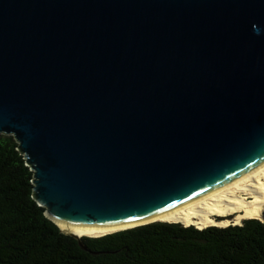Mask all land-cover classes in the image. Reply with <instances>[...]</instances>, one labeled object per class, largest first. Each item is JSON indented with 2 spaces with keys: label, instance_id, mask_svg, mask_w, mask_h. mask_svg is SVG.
Returning a JSON list of instances; mask_svg holds the SVG:
<instances>
[{
  "label": "water",
  "instance_id": "95a60500",
  "mask_svg": "<svg viewBox=\"0 0 264 264\" xmlns=\"http://www.w3.org/2000/svg\"><path fill=\"white\" fill-rule=\"evenodd\" d=\"M0 134L83 248L59 224L143 222L235 182L264 165V0H0Z\"/></svg>",
  "mask_w": 264,
  "mask_h": 264
},
{
  "label": "trees",
  "instance_id": "16d2710c",
  "mask_svg": "<svg viewBox=\"0 0 264 264\" xmlns=\"http://www.w3.org/2000/svg\"><path fill=\"white\" fill-rule=\"evenodd\" d=\"M32 172L0 134V264H264V221L197 229L153 222L78 240L32 198Z\"/></svg>",
  "mask_w": 264,
  "mask_h": 264
},
{
  "label": "bare ground",
  "instance_id": "6f19581e",
  "mask_svg": "<svg viewBox=\"0 0 264 264\" xmlns=\"http://www.w3.org/2000/svg\"><path fill=\"white\" fill-rule=\"evenodd\" d=\"M264 210V165L248 175L198 200L134 224L110 227H90L59 224V227L76 236L100 237L116 231L149 222L178 223L204 229L209 226L239 225L243 219L261 220ZM233 216L231 222L228 217ZM217 218V219H216Z\"/></svg>",
  "mask_w": 264,
  "mask_h": 264
},
{
  "label": "rangeland",
  "instance_id": "374dc122",
  "mask_svg": "<svg viewBox=\"0 0 264 264\" xmlns=\"http://www.w3.org/2000/svg\"><path fill=\"white\" fill-rule=\"evenodd\" d=\"M264 211V210H263ZM234 217L233 216H230V217H228V219L232 222L234 219H233ZM243 220H246V219H243ZM243 220H241V222L243 221ZM260 221H262V219L260 220ZM182 225V224H181ZM233 224H231V226H232ZM240 225V224H239ZM184 226V225H183ZM228 226H230V225H228ZM234 226V225H233ZM214 227H216V226H214Z\"/></svg>",
  "mask_w": 264,
  "mask_h": 264
}]
</instances>
